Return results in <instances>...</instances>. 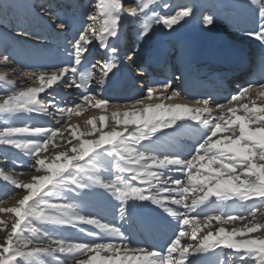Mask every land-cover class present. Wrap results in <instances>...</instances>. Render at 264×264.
<instances>
[{
	"label": "snow or ice",
	"instance_id": "1",
	"mask_svg": "<svg viewBox=\"0 0 264 264\" xmlns=\"http://www.w3.org/2000/svg\"><path fill=\"white\" fill-rule=\"evenodd\" d=\"M131 3L129 16L141 21L137 33L140 38L148 36L156 26L174 30L192 14L188 6L158 14L150 8L157 0H139L138 6L137 0ZM162 6L169 7L166 3ZM94 7L96 14H87L91 23L73 37L72 49L67 51L68 63L53 65L54 70L23 73L36 86L14 89L0 97V114H36L52 117L60 125L7 126L0 130V145L22 152L37 173L24 182L0 165V178L13 186L11 194L18 195L15 190L26 193L13 207L0 208V213L13 217L10 225L0 221L4 231L0 264H50L43 259L45 256L52 257L55 264H200L204 254H215L216 249L221 254L224 249L232 250L221 264H264V238L250 235L264 230V223L257 221L258 212L264 215V103L257 104L251 98L253 94L257 99L264 97V82L239 86V91L226 101L236 105L219 116H214V111L223 110L225 105L213 96L194 99L195 106L164 103L181 95L177 90L168 94L170 82L149 87L145 96L132 100L130 107L126 102V110H121L114 102L90 91L97 75L90 69L103 65L97 81L103 86L109 73L118 67L116 60H98L90 68L81 69L88 64L86 53L93 41L96 47L115 56L117 49L110 41L118 38L121 21L127 17L122 0H97ZM246 7L258 16L246 35L264 47V0H248ZM202 24L213 26L214 17L204 16ZM65 27L66 22L61 21L60 28ZM4 79L0 76V80ZM7 83L14 84L11 80ZM64 86L80 90L78 101L67 108L61 107L55 95ZM157 92L159 96L155 98L161 102L145 104ZM246 98L251 105L239 103ZM84 105L105 113L112 105L114 110L110 115L88 120L83 131L72 125L65 128L66 117L80 115ZM185 128L197 137L187 155L157 150L161 137L169 136L165 129L178 134ZM58 135L71 147L45 155L59 147L55 143ZM4 151L0 150V155ZM102 158L108 160L106 166L98 163ZM98 189L115 202V220L105 221L83 211L87 195ZM54 193L71 195L53 203ZM136 201L154 205L168 219L171 235L161 248L135 247L132 236L124 230L130 208L144 206L136 205ZM229 201L241 202L245 211L227 216L206 214L207 208L230 207ZM247 201L252 203H243ZM213 220L219 225L243 223L230 231L223 226L213 231ZM34 222L77 229L91 240L72 241L57 232L42 230ZM56 253L65 254V258L58 259Z\"/></svg>",
	"mask_w": 264,
	"mask_h": 264
},
{
	"label": "bare ground",
	"instance_id": "2",
	"mask_svg": "<svg viewBox=\"0 0 264 264\" xmlns=\"http://www.w3.org/2000/svg\"><path fill=\"white\" fill-rule=\"evenodd\" d=\"M54 2H55V5L50 9H48L47 6L44 7V5H42V4L38 5V6H40L41 8H44V9L47 8V10H45V12L49 11L48 15H51L50 17H53L54 14H52V13H55V9H58L61 6V4H60L61 2H59V0H56ZM72 3L73 2H71V4ZM198 3H199V1L196 0V3L194 4V6H196ZM247 3H248V0H220V4H221L222 9L232 13L231 19H229V21L231 20L232 23L237 25L239 31H242V34H240V35L244 36L245 39L248 37V39L251 40V42L245 44V47H241V48L238 47V44H239L238 41L239 40H236L235 42L230 43L229 42L230 40L227 41L223 38V35L221 36V34H222L221 28H219L217 26V22H216L217 21L216 19H220L219 20V23H220L221 19L224 18L223 16H221V10H220V11H218L219 16L216 19H214L215 25H214V27H212V29L214 31L209 30V32L205 31L203 33V34L207 35L206 34L207 32L208 33L212 32L213 35H215L217 38H219V40H217L215 42L216 46H217V48H215L216 50L211 49L209 43L207 41H204L202 39V37H196L195 36L196 38L195 37L186 38L182 34L181 36H183V38H180V36H175V35L180 34L178 32L179 34L176 33L175 35H173L171 37L168 36L169 39H168V37H165V38H167V42H165L163 40H161V42H158V40H157L156 42L152 43L151 46H148V39H149L148 36L142 38L141 43H139V45L136 47V51L134 53L136 55L135 56L132 55L131 56L132 58L130 57V59L131 60L133 59L132 62H134V65H138L141 61V60L139 61V59H138L139 56L143 55L142 57L145 56V59L148 57H151L152 55H157V54L161 56L162 54L166 53L169 49L173 48L174 44L180 45L181 43H183V48H181L173 56V61L178 63V74H179V72H181V67L185 69L187 67H191V66L195 65L196 60L201 56H208V57L213 58V59L217 58L218 60L222 58V60L228 61L230 59H234L236 57L235 55L240 54L244 49H247L250 47H252L254 49L255 48L254 46L262 47L258 41L247 36L246 33L244 32V31L252 28L253 26H255V22H256V18H255L256 15L253 14L248 7H246ZM136 6H138V5H136ZM1 8H2L1 11L4 12L3 6ZM216 12L217 11L214 8V6L210 7L209 13H212L213 15H215ZM32 13L34 15V13H38V10H36L35 12H32ZM44 13H42V16L37 14L34 17H28L24 20L30 21L31 19H33L39 23L47 22V20H44ZM124 15H125V17H127L126 19H129L130 22L132 23V27H133L132 30H134L135 34L137 35V33L141 27V21L129 16V11H127V13L125 12ZM149 15H151V13H149ZM126 19H123L121 21V28L124 26L123 21ZM58 20H57L58 23H60L61 21L66 22V27L69 24V19H66L65 17L59 18ZM227 21H228V19H227ZM37 22L35 23L36 26L38 25ZM224 22H226V19H224ZM33 24L34 23H32L31 25H33ZM191 24H195V23L191 22ZM73 26H71V27H73ZM156 27H158L157 29L159 30L158 31L159 36L164 37L165 33L163 32V27H161V26H156ZM67 28H69V27H67ZM67 28L60 29V26H59V31L60 30L65 31V30H67ZM229 28H231V25H229ZM195 29L198 30V27L194 28V32H197ZM154 31L155 30H153L151 33H153ZM201 32H203V31H201ZM8 33H11V32L8 31ZM121 34H122V32L120 33V35ZM126 37H129V34L127 33V31H126ZM165 38H163V39H165ZM26 43L28 44L29 40L26 41ZM110 43L118 51L121 43L120 44H114L111 41H110ZM27 44L19 45L14 50V52H15L14 55L16 54L15 58L17 57L16 63L21 62L23 65L20 67L27 68L26 72H24V73H28V72H31L34 70H38V68H39V67L36 68V67L30 65V62L28 61V58L26 55H27L29 49H31V42L28 45ZM158 44H160V45H158ZM249 45H251V46H249ZM93 47H94V49H91V47H89L90 50L88 53H86L87 57L89 55H91L89 58H93V55H95V54L102 55V54H105L107 52L106 50L97 48L95 45ZM50 49H49V53H48L49 56L53 55L55 53L54 47H53V49H51V50ZM96 49H98V50L96 51ZM93 50H95V51L92 53L91 51H93ZM64 54H65V52H64ZM64 54H63V51H60L56 54V56L63 58V63H68V56L66 54L64 56ZM240 57H238V58H240ZM89 58H87V59H89ZM246 61H247L246 59L241 60V62H246ZM16 65L19 66L20 64H16ZM25 65H28V66H25ZM86 68H90L88 66V64L84 68H82L81 70H85ZM39 70H41V69H39ZM90 70L92 71V69H90ZM19 73L23 74L22 71H20ZM125 76H127L126 72H124V71L118 72L116 69H114L113 73H109V76L106 80L105 85H103V86L100 85L103 88V92L100 93V96H103L104 98H107L108 100H110L114 103H126V102L128 103V102H131L132 100H134L135 98H137V96L142 95L143 91H144V93L146 92V90L144 89V88H146V86H143V88H140V87L136 86V84H135V86L137 87V88H135L137 91L134 90L135 93H133V94L123 93L121 91V88H122L124 83L122 81H120V82H116V81H117V79H122L121 77H125ZM127 77L129 79V76H127ZM22 78L24 80H27L25 75H23ZM99 78L96 77L94 80L98 81ZM177 78L178 77H175V79H177ZM179 78H181L180 75H179ZM15 80H19V79L16 78ZM28 82H30L29 87L30 86H36V85L32 84L31 81L27 80L26 83H28ZM126 83L133 84L135 82L132 80H129ZM171 83H173V82H171ZM23 85H25V84H23ZM173 86L174 87L169 89L168 94H171L172 90H177V91L179 90V88L176 87L175 84ZM95 87H98V83H94V81L92 80L91 86H90V91L91 90L94 91ZM233 87H236V86H233ZM115 88H117V90H113ZM73 89H75V88H73ZM106 89L109 90V94H105ZM76 90H78V89H75V91ZM76 92L80 93V90H78ZM55 95L57 96L58 99H60L61 105L66 104L67 107L73 106L78 101V97H76V99H74L72 101V99H71L72 95L69 96L68 94H65V92L63 90H61V88L58 89V91H57V93H55ZM41 96H43V94H41ZM177 98H180V96ZM63 99H65L64 103H62ZM259 99H261L260 103H264V97L259 98ZM185 103L191 104L190 102H185ZM236 103L237 102H235V105H236ZM239 103H244V102H239ZM152 104L155 105V104H157V102L152 103ZM176 104H181V103H176ZM192 106H194V104H192ZM87 107L89 109H96L97 110V108L91 107L89 105H84V107L82 109L86 110ZM138 107H142V106H138ZM226 107L229 108L228 106H225V108ZM227 108L223 109V110L214 111L213 115L219 116L221 114V111H226ZM112 110L108 109L107 113L103 112L102 110H101L102 112H100V113L93 112V113L89 114L87 117L83 116V114H82L83 112L81 110L80 115H76L73 113L71 115L72 118L70 117L69 121L72 119H75L74 122L73 123L66 122L64 127L66 128L67 125H72L73 127L77 128L78 131H83L85 126H86V122L88 120L92 119L93 117L99 119V117L101 115H105V114L110 115ZM121 110H126V109L124 107V108H121ZM216 112H218V113H216ZM238 114L243 115L242 112H240ZM11 116L14 117L13 122H11L13 127L25 126V125H42V126H46V127H60V125H54V124H56V122L52 117L37 116L36 114L29 115L27 113H22V114H18V115H11ZM76 119H79V120L76 121ZM53 120H54V122H53ZM179 123H185V122L181 121ZM107 130L108 129L105 128V131H107ZM129 130H131V127L129 128ZM164 131L168 132L169 136H162L161 140L157 142V150L158 151H174V152H178V153L187 155L191 151L193 145L196 143L197 137L191 132L190 129L185 128V129L181 130L180 133H178V134L172 133L171 129H165ZM68 135H69L68 132L65 131L64 136L68 137ZM91 138L92 137H84V139H91ZM55 143L58 144L59 147L51 148L49 150V152L45 153V155L52 156L58 151H64V150L71 147V145L64 142L59 135L57 136ZM72 143H76V141L73 140ZM11 162L13 164L14 169H16L18 171L19 176L16 178L20 181L27 182L30 180V178L33 175L37 174L35 172V169L34 170L32 169V171L30 170L31 167L29 165L31 164V160L28 157L24 156L23 153L20 152L19 150H17V152L15 153V156L12 157ZM98 163L101 166H106L108 164V160L102 158ZM23 194H26V193H19L15 198H13V200L5 201L1 205V208L13 207L16 204V202L20 198H22ZM70 195L71 194H69V193H65L64 197L70 196ZM213 199H215V198H213ZM62 202H63V200H62ZM114 203L115 202L112 201L109 197H107V194L103 192V189L94 190L93 192L88 194L87 197L85 198V200L83 201V205H84L83 211L86 214H90V215L95 216L97 218H101L102 220L113 221V220H115V214H116V210L113 207ZM129 203L132 204L131 201ZM135 203H136V205H140L141 203H143L144 206L143 207L137 206L134 208H130V217H129L128 221L125 222L123 225L124 230L130 236H132V238L134 240V246L135 247L161 248L163 243H164V240L167 239V237L171 235V226L168 225V219L166 218L165 214L162 213V210L156 208L154 205H151L148 202L136 201ZM228 203H229L230 207H227V208H220V207L207 208L205 210V212L207 215H213L214 216V215L224 214L225 216H227L229 214H236V213H240V212L245 211V209L240 206L241 202H239V201H236L235 203L233 201H229ZM243 203L251 204L252 201H247V202H243ZM199 210L200 209H197V211H199ZM262 211H264V210H262ZM262 218H264V215H261V213L258 212L257 213V221L260 223H264V221H261ZM12 219H13V217H11V220L8 222L9 225L11 224ZM242 223L243 222H241V221H236L234 223H230V224H226V225H219L215 220H213L212 221V230L215 231L216 228L223 226L226 228V230L230 231L234 227H242ZM49 226H52V225H49ZM52 227H55V232L59 233L60 235L65 236L67 238V235L69 232L67 230L68 227H66V226L62 227V228H57L56 226H52ZM82 227L90 228L91 226L82 225ZM93 230H95V229H93ZM77 232L78 231L76 230V232H75L76 235H77ZM262 233H264V231H262L261 234L256 232V233H252L250 235L264 238V234H262ZM3 237H4V232L0 235V240H2ZM83 240H91V237H88L86 239H80L77 241H83ZM55 255L58 259H64L65 258V254H62V253H56ZM218 261H219V255L217 254V251L215 250V254H213V253L204 254L201 257L200 264H220Z\"/></svg>",
	"mask_w": 264,
	"mask_h": 264
},
{
	"label": "rangeland",
	"instance_id": "3",
	"mask_svg": "<svg viewBox=\"0 0 264 264\" xmlns=\"http://www.w3.org/2000/svg\"><path fill=\"white\" fill-rule=\"evenodd\" d=\"M59 1H61V6L60 8L56 9L57 11L55 13L56 16L55 15L54 16L55 18L65 17L66 19H69V24L67 25V27L69 28L65 27L67 28V30L65 31L64 30L59 31L60 23H58L57 20L55 21L53 18H50L48 15L49 12H45V15H44V20H47V22H43L42 24L36 21L37 24L38 23L42 24L39 27L26 26L24 22L22 23L17 22V20L20 17L23 18L30 13L29 9H32V7L37 6L40 3L44 2V0H0V27L3 28V29H0V76L6 77V79L0 80V97L6 96L7 94L10 93V91L14 89L19 90L22 88L29 87L30 85V82L26 83L27 80H24L22 78L23 74H18L20 71L24 73L27 70V68L20 67L23 65L21 62L16 63L17 57L15 58L16 54L14 55L15 53L14 50L19 45L27 44L26 41L29 40V43L31 42V49H29L26 56L28 58V61L30 62V65L36 68L39 67L38 69H41V70H44V69L54 70L53 65H59L63 63V58L56 56V54L60 51H63V54L65 52V54L67 55V51L72 49L73 37L79 33L81 28H86L91 23V21L87 19V14H96L97 12V9L94 7V5L97 3V0H75V1L59 0ZM89 1H91V3H89ZM197 1H199V3L196 6H194V4L196 3V0H157L156 4L150 5V8H153L158 14H166L169 12L174 13L176 10H179L180 7L182 6L190 7L192 9V14L190 17L186 18L187 20L186 23L181 21L180 23L175 25L174 30H168V29L163 28V32L165 33L164 37L159 36L158 34L159 30L157 29L158 27L154 28L155 31L148 35V38H149L148 46H151V44L156 42L157 40L158 42H161V40L167 42V38L165 37H168V36L171 37L175 35L176 33L177 34L180 33L179 35H175V36H180V38H183V36L186 38H191L195 36L202 37L204 41H207L211 45V48L212 46L213 48H217L215 42L219 40V38L213 35L212 32L208 33L209 30L214 31L212 27H214L215 23L213 26H204L202 24V20H203V17L206 15H212L214 19H216L219 16L218 11L220 10H221V16H223L224 18L221 19L220 23H219L220 19H216L217 20L216 22H217V26L221 28V31H222L221 36L223 35V38L227 41L230 40L229 41L230 43H233L236 40H239L238 41L239 47H243L245 46L246 43L251 42V40H249L248 37L245 39L244 36L240 35L241 32L239 31L237 26L234 25L231 22V20L229 21V19H231L232 13L222 9L220 0H197ZM71 2L73 3L71 4ZM138 3H139V0H137V5ZM165 3L169 5L168 8H164L162 6ZM122 4H123V8H122L123 13L125 12L127 13V11H129V8L133 6L131 3V0H122ZM2 6L4 8V12L1 11ZM213 6L217 11L215 15H213L212 13H209L210 7H213ZM22 18H20L21 21L29 22V20H24ZM255 18L257 22L258 16H256ZM224 19H226V22H224ZM191 22L195 24H191ZM123 23H124L123 27L128 30L129 37H131V39H129V43L124 48L123 53L115 54L114 57L110 53H105L103 55L95 54L93 55L92 59L88 60L89 67L91 64L96 63V61L98 60L108 61L114 58L118 64V67L116 68V70L123 69L127 72L130 71L131 60L129 58L128 52H130V50L134 51L133 46L135 45L138 46L139 43H141L142 38L138 37V35L135 34L134 30H132L133 29L132 23L129 21V19L124 20ZM22 25L24 26L21 28ZM229 25H231V28H229ZM196 27H198V30L195 29L197 32H194V28ZM8 31H10L11 33H8ZM205 31H208L206 33L207 35L203 34ZM182 34L183 36H181ZM94 45H95V41H93L92 46L90 45L89 47H91V49H94L93 47ZM53 47L55 48V53L51 56H47L49 53V49L50 48L53 49ZM181 48H183V43H181L180 45L174 44L173 48L169 50V54H170L169 58L170 59L173 58L174 54L177 53ZM97 50L98 49H96V51ZM94 51L95 50L91 52L93 53ZM90 56L91 55H89L87 58H89ZM5 57H7V59H5ZM16 64H20V65L18 66ZM25 66H28V65H25ZM102 66H103L102 64H97L96 68L92 69L93 72L97 73L96 75L97 78L100 77L99 71ZM16 78H18L19 80H15ZM94 79H93L94 83H97V81ZM8 80L13 81L14 84H8L7 83ZM61 90H63L65 94H68L69 96L72 95V98H71L72 101L76 99V97H79V94H80L79 92H76L78 90L75 91V89L67 88L66 86L61 87ZM134 90L135 89L133 85L132 87L126 86L125 89H123V92L125 94L126 93L133 94L135 93ZM93 92L100 94L103 92V89L98 84V87H95ZM145 95H146V92L144 94V91H143L142 95L137 96V98L138 97L140 98ZM154 95L155 96L152 100L150 101L145 100V104H149V103L152 104L155 102L160 103L161 99L155 98L159 96V92L154 93ZM252 96L253 98L256 99L258 103L260 102V100L258 101L254 94ZM242 101L250 105V102L248 100H241L240 102ZM64 102H65V99L62 100V103ZM163 102L166 104H173V103L174 104L176 103L185 104V103H182L181 99L179 98H174L172 100H164ZM115 104L116 106H119L120 108H124V105H125V103H115ZM234 104H235L234 102L233 104L225 103V106L231 107ZM128 105L130 107V102H128ZM61 107L67 108V105L63 104L61 105ZM108 109L112 110L113 106L110 105ZM97 110L89 109L87 107L86 110L82 109V112H83L82 114L83 116L87 117L89 114L93 112H97V113L102 112L100 109H97ZM13 118L14 117L11 116V114L9 115L0 114V130H2L4 127L12 126L11 122H13L14 120ZM74 120L75 119H72L69 121V118L66 117V122L73 123ZM78 120L79 119H76V121ZM54 125H57V124H54ZM0 150H5L3 154L0 155V165L4 166V170L6 171V173L15 174L16 177H18L19 176L18 171L14 169V167L10 163L12 157L15 156V153L17 152V150L12 149L10 146H7V145H0ZM4 156L7 157L6 160L4 159ZM32 169L34 170V168H31L30 170L32 171ZM13 190H14L13 186L10 184V182H4L2 178H0V208H1V205L5 201H11L13 200V198L17 196V195L11 194ZM15 191L18 193H22L20 192V190H15ZM5 195H8L9 198L4 199ZM63 197H64L63 193H59V194L54 193L53 197H51V202L53 203L62 202ZM10 220H11V216L5 213H0V221H5L8 223ZM261 221H264V218H262ZM34 223H36V226L40 227L42 230L54 232V229L51 227L47 228L46 225L39 224L38 222H34ZM69 229H73V228L69 227ZM262 231L264 230L258 231L257 233L261 234ZM3 232H4L3 225L0 224V235ZM25 234L27 235L28 233H25ZM43 259H45L46 262H50V264H55V261L53 260L52 257L45 256L43 257Z\"/></svg>",
	"mask_w": 264,
	"mask_h": 264
}]
</instances>
